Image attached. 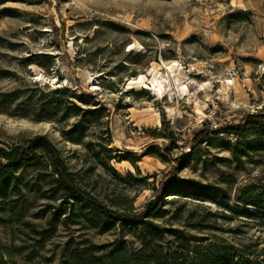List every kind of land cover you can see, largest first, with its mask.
<instances>
[{
	"label": "rangeland",
	"instance_id": "obj_1",
	"mask_svg": "<svg viewBox=\"0 0 264 264\" xmlns=\"http://www.w3.org/2000/svg\"><path fill=\"white\" fill-rule=\"evenodd\" d=\"M255 112L264 113V0H0V150L45 136L75 183L121 218L141 213L173 165L238 210L169 196L149 228L110 224L63 202L43 154L0 197V264H61L68 248L101 254L143 241L170 252L174 230L212 264H264V215L245 217L255 211L234 201L264 187V139L221 131ZM204 124L211 132L192 150Z\"/></svg>",
	"mask_w": 264,
	"mask_h": 264
},
{
	"label": "trees",
	"instance_id": "obj_2",
	"mask_svg": "<svg viewBox=\"0 0 264 264\" xmlns=\"http://www.w3.org/2000/svg\"><path fill=\"white\" fill-rule=\"evenodd\" d=\"M221 131L235 136L241 131H248L251 135L264 139V113H246L237 124L224 126ZM210 132L211 130L205 124L201 129L195 131L190 143L191 149L194 150L197 144ZM149 134L152 138H164L168 139L170 144L172 143L171 137L156 131V129ZM259 144L261 145L262 142L250 146L253 147ZM260 150L256 149L254 151ZM43 154L48 166L56 177L63 202L76 200L90 205L110 224L119 222L121 226L149 228L151 224L147 220L158 217L160 212H165L163 209L164 201L169 196L208 201L215 206L238 213L237 209L225 203V201L230 199L226 196L223 189L218 186L202 184L195 180L180 178L175 174L177 166L173 165L170 169L169 179L145 203L141 213L132 216L131 219L121 218L75 183L72 173L68 171L58 150L42 135L33 136L22 144L0 150V197L5 196L4 192L7 189L8 178L14 176L19 167L37 166ZM233 156L237 158L234 153ZM234 201L240 206H250L255 211L253 213L246 212L245 217L253 219L264 215V187L245 186L241 189L238 196L235 197ZM170 232L178 234L175 237V248L170 252L163 251L161 246L153 245V242L146 243L145 241L136 250L129 251L122 245H117L106 253L101 254L98 253L99 248L93 246L83 249L68 248L67 255L61 264H212L211 262L215 258L214 255L203 252L200 245L190 243L180 231L174 230ZM233 264L253 263L239 258ZM255 264L260 263L256 262Z\"/></svg>",
	"mask_w": 264,
	"mask_h": 264
},
{
	"label": "bare ground",
	"instance_id": "obj_3",
	"mask_svg": "<svg viewBox=\"0 0 264 264\" xmlns=\"http://www.w3.org/2000/svg\"><path fill=\"white\" fill-rule=\"evenodd\" d=\"M169 68L172 70V67H171V66H169ZM142 77H144V76H139V77H138V80H140ZM136 79H137V78H136ZM160 90H161V89H160ZM160 90H159V91H160Z\"/></svg>",
	"mask_w": 264,
	"mask_h": 264
}]
</instances>
